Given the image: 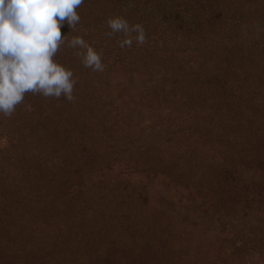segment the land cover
Returning a JSON list of instances; mask_svg holds the SVG:
<instances>
[{
	"label": "rangeland",
	"instance_id": "obj_1",
	"mask_svg": "<svg viewBox=\"0 0 264 264\" xmlns=\"http://www.w3.org/2000/svg\"><path fill=\"white\" fill-rule=\"evenodd\" d=\"M76 11L53 57L74 101L27 92L0 115V264H264V0ZM114 16L145 43L106 35Z\"/></svg>",
	"mask_w": 264,
	"mask_h": 264
},
{
	"label": "clouds",
	"instance_id": "obj_2",
	"mask_svg": "<svg viewBox=\"0 0 264 264\" xmlns=\"http://www.w3.org/2000/svg\"><path fill=\"white\" fill-rule=\"evenodd\" d=\"M84 0H0V115L10 117L25 97V93H39L44 97H64L74 101L76 80L71 69L53 57L65 43L61 27L67 23L75 30L80 21L76 9ZM110 31L106 35L121 34V48L133 42L146 41L142 24L129 22L122 16L106 21ZM82 65L102 72V54L81 36L67 41Z\"/></svg>",
	"mask_w": 264,
	"mask_h": 264
},
{
	"label": "trees",
	"instance_id": "obj_3",
	"mask_svg": "<svg viewBox=\"0 0 264 264\" xmlns=\"http://www.w3.org/2000/svg\"><path fill=\"white\" fill-rule=\"evenodd\" d=\"M253 172L254 171H252L251 173H253ZM249 180L252 181V182L254 181L253 177H249Z\"/></svg>",
	"mask_w": 264,
	"mask_h": 264
}]
</instances>
